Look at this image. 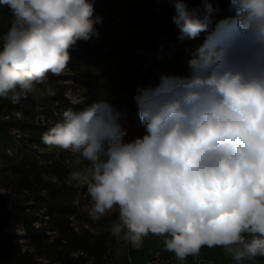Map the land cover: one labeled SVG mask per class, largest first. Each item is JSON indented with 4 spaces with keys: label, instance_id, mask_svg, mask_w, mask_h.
Returning a JSON list of instances; mask_svg holds the SVG:
<instances>
[{
    "label": "clouds",
    "instance_id": "1",
    "mask_svg": "<svg viewBox=\"0 0 264 264\" xmlns=\"http://www.w3.org/2000/svg\"><path fill=\"white\" fill-rule=\"evenodd\" d=\"M180 39L205 38L187 75L161 74L133 97L143 135L127 140L126 113L107 99L63 111L42 135L74 156L69 182L86 188L93 222L135 249L149 235L184 264L221 247L234 264L264 258V0H168ZM0 98L37 94L61 75L77 41L99 38L95 0H0ZM49 94L51 89H47Z\"/></svg>",
    "mask_w": 264,
    "mask_h": 264
},
{
    "label": "rangeland",
    "instance_id": "2",
    "mask_svg": "<svg viewBox=\"0 0 264 264\" xmlns=\"http://www.w3.org/2000/svg\"><path fill=\"white\" fill-rule=\"evenodd\" d=\"M166 1L95 0L94 15L102 18L95 25L99 38L77 41L66 70L58 76L49 73L37 94L19 101L0 98V120L4 122L0 133L8 136L0 145V264H66L79 255L82 264H95L94 245L106 248L102 264H146L156 252L160 237L149 235L138 250L116 240L109 231L111 221L117 218L115 212L93 222L87 214L90 198L86 188L69 182L73 154L38 140L71 105L84 107L97 99H107L126 113L127 140L144 134L133 100L137 85H155L161 74L187 75L188 62L196 54L185 46L162 44L149 37L148 29L156 24L149 16ZM196 6H202L201 0ZM51 190L64 191V203H70V208L61 206ZM38 193L46 198L42 203L36 198ZM14 205L33 212L30 233L27 222L3 219ZM11 253L13 259L8 261ZM170 256V264H181L176 256ZM203 257L219 264L230 259L221 247H204L184 264H199ZM245 262L264 264V258Z\"/></svg>",
    "mask_w": 264,
    "mask_h": 264
},
{
    "label": "trees",
    "instance_id": "3",
    "mask_svg": "<svg viewBox=\"0 0 264 264\" xmlns=\"http://www.w3.org/2000/svg\"><path fill=\"white\" fill-rule=\"evenodd\" d=\"M196 1L197 0H187V3L189 7H199L196 6ZM213 3L214 7H218L220 11L216 14V19H222L225 17H228L232 15V10L230 9L229 5V0H211ZM174 15V6L166 1V3L162 6L161 10L153 12L152 16H149L150 20H156V24L152 26L150 29H148L149 37L157 42H160L162 44H177L181 46H185L187 48V51H190L192 53H196L197 49L201 46V44L204 41L205 34L202 33L198 38L196 39H180V32L177 26L173 23L172 17ZM150 22V21H149ZM11 23V15L9 10L7 9L6 6H0V36H2L7 29L10 27ZM58 97V96H56ZM7 105H10V100L6 101ZM73 109L76 108H82V106H77V105H71L70 106ZM4 122L0 120V132L3 129ZM8 140V136L5 133H0V145L6 143ZM40 144L43 143L42 138L38 140ZM48 183L45 184L44 189H47ZM51 193L53 196L57 199V202L65 207V208H70L71 204H65L64 202L67 200L66 193L63 192H58L55 190H51ZM36 198L39 200V203H42L43 201L46 200V198L38 193ZM50 199V198H49ZM33 212H26L23 207L14 205L12 206L9 211L4 215L3 219L6 221H14L17 224L20 222L24 221L27 222V231L30 233V218ZM94 253L96 254L97 261L95 264H102L100 258L103 255V253L106 251V248L103 245H94ZM12 252V251H11ZM159 252H162L163 255L159 254ZM175 256L174 253L169 252L165 250L163 242H160L157 244L156 252L152 253L150 258L148 259L146 264H158L156 263V259L159 258L160 260H163L164 263L162 264H170L169 258L171 257L170 255ZM13 254L11 253L8 257V261H12L13 259ZM204 259H210L207 257L200 258V260ZM83 256L79 255L77 257H71L66 264H82ZM199 260V261H200ZM248 263V262H247ZM12 264V263H11ZM219 264V263H217Z\"/></svg>",
    "mask_w": 264,
    "mask_h": 264
},
{
    "label": "built area",
    "instance_id": "4",
    "mask_svg": "<svg viewBox=\"0 0 264 264\" xmlns=\"http://www.w3.org/2000/svg\"><path fill=\"white\" fill-rule=\"evenodd\" d=\"M156 263L162 264V263H164V261L157 258ZM199 264H217V262L215 260H212V259H204V260H200ZM223 264H234V262L230 258L227 262H225ZM244 264H249V263L244 262Z\"/></svg>",
    "mask_w": 264,
    "mask_h": 264
}]
</instances>
